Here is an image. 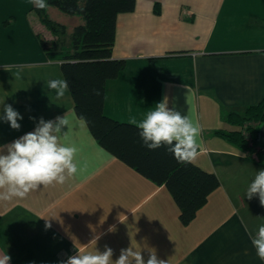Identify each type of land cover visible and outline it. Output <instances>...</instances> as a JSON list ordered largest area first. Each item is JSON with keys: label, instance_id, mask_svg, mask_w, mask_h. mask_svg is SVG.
<instances>
[{"label": "crops", "instance_id": "1", "mask_svg": "<svg viewBox=\"0 0 264 264\" xmlns=\"http://www.w3.org/2000/svg\"><path fill=\"white\" fill-rule=\"evenodd\" d=\"M33 8L30 0H0V116L11 105L23 117L18 130L0 119V146L32 132L41 118L66 117L61 142L77 148L78 173L0 202V256L8 254L10 264H61L108 246L115 260L132 246L145 261L155 252L165 264H264L248 235L264 224V206L245 196L264 163L217 134L237 129L226 114L264 97V54L255 51L264 53V0H137L134 11L117 16L112 57L126 66L107 82L105 114L140 121L167 97L170 109L200 125L194 162L220 180L188 225L165 185L98 144L69 90L57 98L47 88L49 79L65 78L41 45ZM260 136L264 142V124Z\"/></svg>", "mask_w": 264, "mask_h": 264}, {"label": "trees", "instance_id": "2", "mask_svg": "<svg viewBox=\"0 0 264 264\" xmlns=\"http://www.w3.org/2000/svg\"><path fill=\"white\" fill-rule=\"evenodd\" d=\"M136 2L46 0L47 8L41 10L34 6L33 11L36 22L47 29L51 37L46 38L41 30L35 29L47 55L61 62L75 113L87 123L98 144L157 185H165L179 207L181 222L188 225L210 194L221 186L217 175L195 162H178L166 147L148 149L133 123L116 120L104 111L107 82L116 79L126 66V60L112 57L117 16L134 11ZM50 8L80 19L73 29L69 49L59 46V37L65 35L67 28L51 19ZM155 10L159 11L158 4ZM224 118L237 129L230 132L219 130L217 134L254 160L264 163V142L260 136L264 124V97L243 113L230 112Z\"/></svg>", "mask_w": 264, "mask_h": 264}, {"label": "clouds", "instance_id": "3", "mask_svg": "<svg viewBox=\"0 0 264 264\" xmlns=\"http://www.w3.org/2000/svg\"><path fill=\"white\" fill-rule=\"evenodd\" d=\"M30 3L41 10L48 7L46 0H30ZM255 51L264 54L259 48ZM47 88L61 98L69 90V85L66 79H49ZM0 119L18 130L21 127L18 121L23 117L11 105H4ZM132 123L140 130L143 144L150 150L166 147L180 163L194 162L200 155V125L181 112L170 109L167 97L148 111L142 120L133 118ZM68 125L66 117H57L55 121L41 118L32 132L0 146V202L24 199L41 185H62L78 173L75 161L77 148L61 142V129ZM245 196L249 200L258 196L261 206H264V169L256 171ZM248 235L257 257L264 261V224ZM112 257V248L105 246L103 252L97 249L94 252H78L61 264H165L155 252L145 261L141 251L132 246L121 249L117 259ZM10 260L8 254L0 256V264H10Z\"/></svg>", "mask_w": 264, "mask_h": 264}, {"label": "rangeland", "instance_id": "4", "mask_svg": "<svg viewBox=\"0 0 264 264\" xmlns=\"http://www.w3.org/2000/svg\"><path fill=\"white\" fill-rule=\"evenodd\" d=\"M50 15L52 18H54L55 20H60L61 22L65 23L67 25V33L68 35L73 31V26L80 22L79 18H75L74 20H70L71 16H68L67 14H64L63 12H61L60 10H58L57 8H51L50 9ZM37 26L39 27L40 25L37 23ZM39 29H41V32L44 34V36L46 38H50L51 34H48L47 32H45V28L43 27H39ZM59 42H60V47L62 49H69L71 44H72V39H65V36H63L61 34V36L59 37ZM120 107H116V110H118V112H120ZM196 109V107H195ZM119 116V118H122L121 115H117ZM124 120V119H121ZM123 122V121H122Z\"/></svg>", "mask_w": 264, "mask_h": 264}]
</instances>
